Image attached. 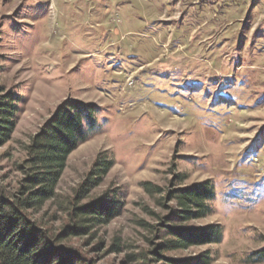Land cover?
I'll use <instances>...</instances> for the list:
<instances>
[{
  "label": "rangeland",
  "instance_id": "rangeland-1",
  "mask_svg": "<svg viewBox=\"0 0 264 264\" xmlns=\"http://www.w3.org/2000/svg\"><path fill=\"white\" fill-rule=\"evenodd\" d=\"M9 95L0 185L11 199L30 176V144L58 112L95 109L54 196L26 211L55 264L72 254L79 264H159L155 249L264 264L250 261L264 247V0H0V99ZM204 183L211 213L177 216L170 192ZM97 200L115 215L67 235L74 206ZM209 226L217 241L163 249L169 232Z\"/></svg>",
  "mask_w": 264,
  "mask_h": 264
},
{
  "label": "trees",
  "instance_id": "trees-1",
  "mask_svg": "<svg viewBox=\"0 0 264 264\" xmlns=\"http://www.w3.org/2000/svg\"><path fill=\"white\" fill-rule=\"evenodd\" d=\"M94 107L88 103L72 102L63 107L57 116L47 125L44 132L30 144V176L24 185L21 195L9 198L0 185V264H55L56 255L51 250L52 241L48 234L37 229L28 219L26 211L40 207L55 194L56 186L66 167L68 156L76 149L81 140L86 139L89 127L95 126ZM14 98L10 95L0 99V143H4L15 126ZM101 161L97 170L106 173L111 167L109 160ZM100 179V177H90ZM87 181V182H88ZM93 185L96 182L92 183ZM91 184V185H92ZM172 200L178 206L177 216L184 220L204 217L211 213L207 201L214 199L215 194L209 183L193 184L170 192ZM116 205L97 200L87 205L74 206L72 216L76 219L75 226L66 233L80 234L94 227L95 223L108 222L114 215ZM89 223V224H88ZM220 229L214 226L196 230H174L169 232L163 249L173 250L188 248L193 244H205L219 239ZM153 254L160 259L147 256L151 262L159 264H209L208 256L197 260L167 258L155 249ZM59 258V257H58ZM163 260V262H161ZM250 261H264V247L250 256ZM83 259L72 254L65 264H79Z\"/></svg>",
  "mask_w": 264,
  "mask_h": 264
}]
</instances>
